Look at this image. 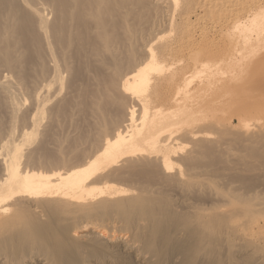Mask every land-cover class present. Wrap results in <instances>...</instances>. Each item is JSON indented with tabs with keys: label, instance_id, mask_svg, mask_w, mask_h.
Wrapping results in <instances>:
<instances>
[{
	"label": "bare ground",
	"instance_id": "6f19581e",
	"mask_svg": "<svg viewBox=\"0 0 264 264\" xmlns=\"http://www.w3.org/2000/svg\"><path fill=\"white\" fill-rule=\"evenodd\" d=\"M120 3L0 0V62L8 70V75L0 76V99L14 122L26 101L20 99L22 87H29L27 64L34 62L33 88L26 91L31 114L26 119L21 116L30 131L21 127L19 137L29 140L43 131L45 127L42 131L39 127L44 115L50 113L52 118L56 114H51L52 107H58L61 94L69 91L77 59H89L97 40L102 52H113L104 17L115 7L122 9ZM235 18L222 34L227 41L222 53L212 55L194 47L192 51L189 46L180 59L186 62L181 73L173 72L179 69L174 61L168 68L157 63L155 47L142 42L137 50L140 63L119 77L124 91L145 97L140 99L142 117L137 120L135 111H127L118 131L76 167L20 168L24 147L20 143L26 140L16 144L10 128L13 131L0 148L4 151L0 154V264H221L219 249L233 240L242 257L250 255L252 264H264V255L256 254V242L264 245V230L256 219L264 202L241 203L213 191L203 178L205 171L172 168L175 158L189 163L209 143L208 125L222 107V103L213 105L216 100L228 105L241 102L212 120L214 125L221 121L226 127L234 118L246 130L245 141L264 140V103L250 102L264 93V79L256 88L245 87L251 61L264 49V6ZM156 36L153 40L158 41ZM166 47L163 54L169 56L170 44ZM16 53L27 55L26 61ZM260 60L256 63L264 65V55ZM152 70L157 82L169 79L172 72L180 77L163 94L150 97ZM201 120L209 123L203 133L196 127ZM250 125L257 131H251ZM185 140L193 149L182 156L178 151ZM168 193L183 200L172 204ZM212 196L220 199V207L209 204ZM77 220L83 223L77 230L74 226L71 235L66 226Z\"/></svg>",
	"mask_w": 264,
	"mask_h": 264
},
{
	"label": "rangeland",
	"instance_id": "374dc122",
	"mask_svg": "<svg viewBox=\"0 0 264 264\" xmlns=\"http://www.w3.org/2000/svg\"><path fill=\"white\" fill-rule=\"evenodd\" d=\"M122 1L124 5L121 7L122 9L115 7L114 10L117 9L116 11L113 10L104 17V22L108 25V40L110 42L108 44H110L113 52L111 54L105 51L102 52L99 47V41L97 40L95 42L96 49L93 50V53L89 54V59L83 57L77 59L74 66V75L71 77V84L69 83V87L72 90L69 88V91L67 90L61 94L60 97L63 98L61 99L63 101L58 104L59 108L56 105L52 107L53 111H50L51 114L56 112V114H52V118L49 115L50 113L44 115V120H42L39 129L41 131L44 127L46 129L44 128L42 132L38 130L37 133H41L37 134V137H30L28 140V138L18 136L21 132V127L23 131L25 130L24 126H27V131L23 132L28 133V130L30 131L25 119L31 114V105L29 106L30 97H28L30 94L27 92L33 88L32 83L34 78L32 77H35L34 62L33 64L31 62L27 64L26 73L30 79L28 77L25 78L27 81L25 82L29 87L24 88L25 85L22 82L24 86L22 87L23 90H21L20 100L22 101L23 98H26V101H28L24 102L25 105L21 102L22 104L20 105L22 108L19 106L21 109L18 115L25 116L23 120L25 125L22 124L21 116L17 117L15 122L10 119L1 97L0 141L2 139V143L0 142V148L5 143L4 139H7L13 130L15 132L14 141L16 144H19L20 141L25 139V143H20V146L22 144L24 146H21L22 157H20L21 160L19 162L20 168L76 167L92 155L104 139H107L112 133L118 131V127L123 125L125 121L127 111H135V119L137 120L142 117L144 102L140 101V99H145V97H141L142 94H133L131 91H124L121 86V80L119 79L120 75L128 72L134 65L140 63L142 58H140L137 50H141L142 42L155 47L156 50L154 51L158 54L156 58L157 63L166 66L174 61L176 67L181 70L175 69L173 72L181 73L186 62L180 59L187 53L188 48L192 47V51L193 47L194 51L195 49L198 50L201 48L202 50L209 51V53H213L212 55L221 54L227 43L222 34L235 21V17L242 18L255 9L264 6V0H214L220 3L217 2L220 6L215 5L214 7L213 0H178V4L173 0H115L117 3ZM229 4H234L233 6L235 8L233 6L230 7ZM119 5H122V3ZM155 36L158 38V41L153 40ZM168 44H170L169 50H172L169 56L163 54L165 48H168L166 47ZM22 55L15 54L19 60L26 61L28 56L25 55V57L23 55L24 58H22ZM263 55L264 49H261L256 57L260 60ZM256 57V60L253 59L251 61L248 71L249 76L245 75V77L247 76V81H245L247 84L245 87L251 85L253 88H256L255 84H258L262 80L261 78L264 79V65L258 64L259 62L256 63L258 61ZM25 65L24 67L26 68ZM198 69L201 72L202 68L198 67ZM7 71L0 62V76L3 75L2 72ZM173 72L168 76L169 79L157 82L154 80L157 72L152 70L149 77L147 96L155 97L168 90L172 81L180 77L178 74H173ZM5 74L8 75V72ZM31 80L33 81L31 82ZM66 93L67 95H65ZM64 98L67 99L65 100ZM240 102V100L233 102L234 104L232 106L221 100L214 101L213 105L218 104L220 106L222 103L221 108L218 106L219 111L216 112V116L220 117L222 112H226L229 107L236 108ZM250 102L254 106L263 105L264 93L254 96ZM256 102L258 103L256 104ZM223 103H225V106ZM152 106L154 107V103L150 104V108ZM24 107L25 109H23ZM26 112H28L27 115H25ZM47 114L48 116H46ZM219 117L217 119L211 117V120L208 119L213 124L207 123L206 120L204 121L206 123L203 122L204 124L202 120L197 123L196 127L200 133H203L205 131L204 129H207L210 125L212 126L208 128V131L210 130L208 132L210 138L209 145H203L198 150V155H195L189 163L179 162L178 157L175 158L176 161L173 162L172 168H197L198 171H205V177L203 176V178L209 181L213 191L236 199L241 203L248 205L257 203L258 201L264 202V140L260 142L254 140H251L252 142L245 141L246 137L244 134L246 130L241 125H237L234 118L229 124L227 123V131L225 130L226 127L221 126L223 125L221 121L217 122V124H221L220 126L216 124L220 127L218 128L214 125L216 123L214 121H217ZM207 124H209L208 127ZM198 126L201 127L199 128ZM230 127L233 129L231 130ZM10 128H13V130ZM251 128V131H257L256 128L253 127L254 130ZM197 129L195 130L198 131ZM244 130L245 132H243ZM251 131L247 133L248 137L252 134ZM242 132L245 138L242 136ZM212 133L215 134L213 135ZM28 141L30 142L28 143ZM192 149L193 144L185 140L182 142L178 152L179 154L182 152L181 155L183 156ZM1 152L2 150L0 149V154L4 153V151ZM2 157L1 155L0 162ZM166 197L172 204L183 200L173 193H168ZM219 200V198L212 196L209 198V204L213 207H220L222 203ZM256 219L259 226L264 230V210L256 216ZM81 223L83 222L77 220L73 221L69 226L67 225L69 234L72 235L75 229L74 226H77L76 230L79 229L82 225ZM222 245L223 251L221 247L219 249L221 253V264H252V257L250 255L242 257L239 254L241 249L236 240L222 243ZM256 245L258 247L256 254L264 255V245L260 242H256ZM238 256H241V258Z\"/></svg>",
	"mask_w": 264,
	"mask_h": 264
}]
</instances>
